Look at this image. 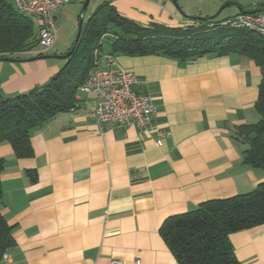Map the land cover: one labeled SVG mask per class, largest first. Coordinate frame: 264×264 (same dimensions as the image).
<instances>
[{
	"label": "crops",
	"instance_id": "crops-1",
	"mask_svg": "<svg viewBox=\"0 0 264 264\" xmlns=\"http://www.w3.org/2000/svg\"><path fill=\"white\" fill-rule=\"evenodd\" d=\"M100 1L141 26L170 28L190 26V18H200L195 16L213 17L222 5L209 14L181 15L172 0ZM228 2L237 10L222 21L238 15L239 8H264L252 0ZM56 41L40 51L42 57L29 52L0 60L1 99L51 81L66 62L57 58L67 53L59 55ZM113 57L136 74L134 90L157 105L152 126L167 132L163 146L134 126H98L91 116L94 97L80 92L74 111L33 131V157L18 159L11 145H0L6 160L0 212L14 239L3 264H178L160 235L167 219L209 201L246 195L264 182V170L243 163L246 146L235 139L239 127L260 120L255 104L262 71L251 58ZM229 239L241 264H264V225Z\"/></svg>",
	"mask_w": 264,
	"mask_h": 264
},
{
	"label": "trees",
	"instance_id": "trees-1",
	"mask_svg": "<svg viewBox=\"0 0 264 264\" xmlns=\"http://www.w3.org/2000/svg\"><path fill=\"white\" fill-rule=\"evenodd\" d=\"M217 18H190L193 24L182 29L156 23L144 27L120 15L112 5H100L84 22L74 52L47 85L11 99L0 98V145H11L18 159L33 157V131L75 108L79 87L105 55H164L187 61L235 53L251 58L262 71L255 104L260 120L239 127L235 139L246 146L243 163L264 170V39L251 31L232 29L208 36L211 30H221L218 25L223 21L215 22ZM35 22L19 14L10 0H0V60L37 50L38 57L45 55L39 49ZM5 166L6 160L0 158V175ZM31 176L35 180L36 174ZM2 195L0 180V200ZM260 225H264V182L246 195L209 201L196 211L167 219L160 235L178 264H241L229 236ZM13 246L12 227L0 212V264Z\"/></svg>",
	"mask_w": 264,
	"mask_h": 264
},
{
	"label": "built area",
	"instance_id": "built-area-1",
	"mask_svg": "<svg viewBox=\"0 0 264 264\" xmlns=\"http://www.w3.org/2000/svg\"><path fill=\"white\" fill-rule=\"evenodd\" d=\"M10 1L19 14L36 21L41 50L45 52L51 49L56 41L55 14L71 0ZM218 27L251 31L264 39V8L252 15L239 13L224 20ZM98 53L96 51V57ZM95 64L96 70L79 87L78 92L94 97L95 107L91 116L96 124L105 128L134 126L140 134H153L156 145L162 147L167 132L153 128L152 118L158 108L150 96L138 94L134 90L139 84L136 74L121 68L115 58L109 55L98 58ZM4 260H7V256H4ZM112 264H122V262L115 260ZM133 264H141V262L135 260Z\"/></svg>",
	"mask_w": 264,
	"mask_h": 264
},
{
	"label": "rangeland",
	"instance_id": "rangeland-1",
	"mask_svg": "<svg viewBox=\"0 0 264 264\" xmlns=\"http://www.w3.org/2000/svg\"><path fill=\"white\" fill-rule=\"evenodd\" d=\"M176 4L173 2L174 6L177 8V10L180 12V14L187 15L186 13H198V11H203L205 14L212 13L211 11H215L216 5H220L213 15H216L220 8L227 2V0H175ZM237 2H240V0H236ZM251 1V0H248ZM256 1V3H259L260 5H264V0H252ZM86 0H72L68 5L63 7V10L58 12V18L55 22L56 25V48H59V55L62 53L63 55L65 53H69L70 50L73 48L77 34L79 29V23H80V15L82 14L84 17V22H86L90 16L96 11V9L102 5L103 1H100V3H97V0H91L89 3L87 9L85 12L82 13V9L84 7ZM236 8L234 6H230L226 9H224L221 14L218 16V18L215 20V22H220L228 15L235 13ZM212 15V16H213ZM193 17V16H191ZM204 18L202 16H195ZM191 26V25H190ZM182 29V27H179ZM219 28V27H218ZM221 29V28H220ZM225 28H222L221 30H211L207 35L208 36H217L219 32H223ZM41 49V47L39 48ZM50 50V49H49ZM54 52L55 50H51ZM38 52V50L36 51ZM35 51H33L30 54H34ZM26 54V55H30ZM62 66L65 65L64 61H61Z\"/></svg>",
	"mask_w": 264,
	"mask_h": 264
},
{
	"label": "water",
	"instance_id": "water-1",
	"mask_svg": "<svg viewBox=\"0 0 264 264\" xmlns=\"http://www.w3.org/2000/svg\"><path fill=\"white\" fill-rule=\"evenodd\" d=\"M89 2H90V0H86V2L84 4V7L82 9V13L85 12V10L87 9V7L89 5ZM173 2L176 4V1L175 0H173ZM233 4H234L233 2H228V3L224 4L220 8V10L218 11V13L216 15H214L213 17H210L209 19L212 20V19L217 18L225 8H227V7H229V6L233 5ZM177 8H179V7L177 6ZM258 11H260V9H255V10H252V11H245L242 8H239V12L241 14H251L252 15V14H256ZM191 19H195V18H191ZM196 19H199V20H202V21L207 20V18H196ZM83 25H84V17L81 14L80 15V23H79L78 34H77V38H76V41H75V44H74L73 48L71 49V51L69 52V54H67L65 56H60V57H57V58H61V59H64L65 60V59H67L74 52V50L76 48V45L78 44V42H79V40L81 38V34H82V30H83ZM48 57H50V56H46L44 58H48ZM53 57H56V56H53ZM3 60L4 61H13L11 59H3Z\"/></svg>",
	"mask_w": 264,
	"mask_h": 264
}]
</instances>
